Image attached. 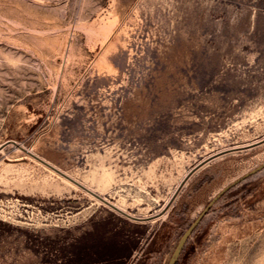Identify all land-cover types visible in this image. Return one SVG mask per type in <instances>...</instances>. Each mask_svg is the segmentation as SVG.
<instances>
[{
	"label": "rangeland",
	"instance_id": "rangeland-1",
	"mask_svg": "<svg viewBox=\"0 0 264 264\" xmlns=\"http://www.w3.org/2000/svg\"><path fill=\"white\" fill-rule=\"evenodd\" d=\"M179 246L264 264V0H0V264Z\"/></svg>",
	"mask_w": 264,
	"mask_h": 264
},
{
	"label": "water",
	"instance_id": "water-1",
	"mask_svg": "<svg viewBox=\"0 0 264 264\" xmlns=\"http://www.w3.org/2000/svg\"><path fill=\"white\" fill-rule=\"evenodd\" d=\"M222 194V193H221ZM220 195H218L213 201L212 203L219 197ZM211 203V204H212ZM211 204L207 207V209L199 216V218L194 222V224L192 225V227L184 234V236L182 237L181 241H180V246L185 242V240L187 239L189 233L192 231V229L198 224V222L200 221V219L202 218V216L205 214V212L209 209V207L211 206ZM180 246L179 248L176 250L175 252V255H174V258L172 260V263L171 264H175L177 258H178V255H179V252H180Z\"/></svg>",
	"mask_w": 264,
	"mask_h": 264
}]
</instances>
